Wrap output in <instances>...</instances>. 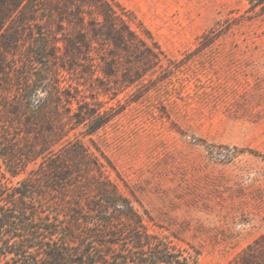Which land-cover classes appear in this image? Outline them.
I'll return each instance as SVG.
<instances>
[{
  "label": "rangeland",
  "instance_id": "1",
  "mask_svg": "<svg viewBox=\"0 0 264 264\" xmlns=\"http://www.w3.org/2000/svg\"><path fill=\"white\" fill-rule=\"evenodd\" d=\"M115 1L147 48L0 26V129L43 152L3 184L129 264H264V4Z\"/></svg>",
  "mask_w": 264,
  "mask_h": 264
},
{
  "label": "trees",
  "instance_id": "2",
  "mask_svg": "<svg viewBox=\"0 0 264 264\" xmlns=\"http://www.w3.org/2000/svg\"><path fill=\"white\" fill-rule=\"evenodd\" d=\"M248 1L255 7L264 4V0ZM48 5L59 11L69 24L82 28L80 42L85 46L90 47L98 41L108 46H141V43L143 48L148 47L132 30L126 19L128 14L115 0H0V26L7 20V25H13L15 30L27 28L30 21L47 16L43 13L49 10ZM88 13L90 20H86ZM88 31L90 38L86 35ZM8 131L0 129V264H129L124 255L112 258L92 251L87 245L84 248L71 245L67 241L68 229L52 223L49 218L45 219L48 222L34 223L36 213L33 207L27 206V192L18 187L9 193L1 176L5 174L3 166L16 175L24 163L36 160L43 152L31 143L23 145L25 149L17 146ZM133 261L134 264L145 263ZM158 261L167 263L159 256L149 263Z\"/></svg>",
  "mask_w": 264,
  "mask_h": 264
}]
</instances>
